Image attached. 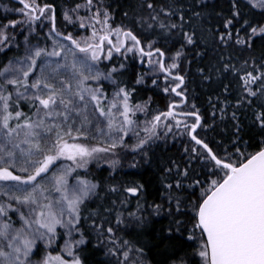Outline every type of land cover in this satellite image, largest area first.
<instances>
[{
  "label": "snow or ice",
  "instance_id": "1",
  "mask_svg": "<svg viewBox=\"0 0 264 264\" xmlns=\"http://www.w3.org/2000/svg\"><path fill=\"white\" fill-rule=\"evenodd\" d=\"M4 13L0 264H264V0Z\"/></svg>",
  "mask_w": 264,
  "mask_h": 264
},
{
  "label": "trees",
  "instance_id": "2",
  "mask_svg": "<svg viewBox=\"0 0 264 264\" xmlns=\"http://www.w3.org/2000/svg\"><path fill=\"white\" fill-rule=\"evenodd\" d=\"M57 2H59V0H57ZM4 6L7 7H12L13 6V0H0V15H4ZM11 15V14H9ZM22 39V37H21ZM150 84V82H149ZM190 87H193L192 85H190ZM196 91L197 94L200 96V101H203L204 96H203V91L204 89H202L199 86H196ZM143 98L147 99L148 96H153V104L152 107L154 109L159 108L161 110H163L166 106L167 100L166 98L163 97V94H159L156 95L151 91H144L142 93ZM199 102V101H198ZM128 171L132 172V173H137L136 175L130 176V179H137V180H152L154 179L149 172H146L143 170V167L141 169H127ZM142 173V174H141ZM161 224H166V221H161ZM160 225L158 224L157 227H159ZM153 258L150 256V259ZM155 259H159V257H155Z\"/></svg>",
  "mask_w": 264,
  "mask_h": 264
}]
</instances>
